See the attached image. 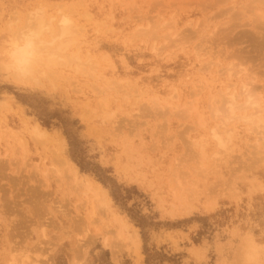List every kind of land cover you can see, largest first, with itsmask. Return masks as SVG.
I'll use <instances>...</instances> for the list:
<instances>
[{"label":"rangeland","instance_id":"rangeland-1","mask_svg":"<svg viewBox=\"0 0 264 264\" xmlns=\"http://www.w3.org/2000/svg\"><path fill=\"white\" fill-rule=\"evenodd\" d=\"M30 11L78 32L23 83ZM0 48V264H264V0H0Z\"/></svg>","mask_w":264,"mask_h":264},{"label":"bare ground","instance_id":"bare-ground-1","mask_svg":"<svg viewBox=\"0 0 264 264\" xmlns=\"http://www.w3.org/2000/svg\"><path fill=\"white\" fill-rule=\"evenodd\" d=\"M71 5V4H70ZM72 6V5H71ZM43 7V6H42ZM72 8V7H71ZM70 8V9H71ZM41 9V8H40ZM34 10H38L39 11V8L38 9H34ZM42 10V9H41ZM62 10V9H61ZM61 10H59V11H61ZM38 11H36V12H38ZM64 10H62L61 12H63ZM32 12H33V10H32ZM35 12V11H34ZM41 12V13H40ZM38 14H42L43 12L42 11H40ZM30 13H31V11H30ZM29 13V14H30ZM16 14H18V13H16ZM34 14V13H33ZM32 13H31V15H29V17H28V15H26L27 16V18H25V19H27L28 20V18H30L32 15H33ZM37 13H35V15H33L34 17V19L32 18V20H33V25L31 26V27H29L30 28V34H28V37H29V39H28V41H27V43L28 44H30V51H31V53H32V57H33V69H34V73L38 70L39 72H40V69H38L37 68V66L40 64V63H42L43 61H42V59L44 58V56H48L47 58H49V61H48V63H49V65H53V63L52 64H50V62L52 61V59H53V57H55V56H57L58 55V52H60V51H62V50H64V49H67V47L68 48H70V46L75 42V39H74V35H75V33L76 32H78V31H74V29H76L75 28V25L70 21L71 19L70 18H68V17H61V21H60V23H58L57 25L59 26V28L57 29L56 27H54V25L51 23V21L48 19H46L47 17L46 16H44V15H46V14H43V15H36ZM48 14V13H47ZM86 14V13H85ZM19 16V15H18ZM55 16V15H54ZM61 16H63L62 15V13H61ZM67 16H69V15H67ZM85 16H87V14L85 15ZM17 17V16H16ZM91 17V16H90ZM30 18V19H31ZM49 18V17H48ZM50 18H52L53 19V15H51L50 16ZM54 19H55V17H54ZM16 20H17V18H16ZM20 20V19H19ZM14 21V20H13ZM29 21H31V20H28V22L27 23H29V25H31V22H29ZM26 22V21H25ZM11 23V22H10ZM14 23H15V21H14ZM13 23V24H14ZM21 23V22H20ZM175 23V22H174ZM13 24H12V26H13ZM19 25V24H18ZM56 25V24H55ZM171 25H172V23H171ZM22 26V25H21ZM20 26V27H21ZM24 26H25V24H24ZM169 26V25H168ZM14 27V26H13ZM20 27L17 29V31L15 32V33H17V35L18 34H20L21 32V30L18 32V30L20 29ZM140 26H138V28H139ZM12 28V27H11ZM26 28V26L24 27V29ZM79 28V27H78ZM14 29V28H13ZM26 30V29H25ZM9 31H11V30H9ZM27 31V30H26ZM139 31V30H138ZM143 32H144V30H142ZM23 33H25V31L23 30ZM23 33H21V34H23ZM9 34V33H8ZM16 35V34H15ZM14 38V37H13ZM19 40H21V39H19ZM132 40V39H131ZM25 43V41H22V42H16L15 41V43H14V46H13V48H12V50H11V52H10V55H11V53H12V51L14 50V49H16V48H19V47H21L22 46V44H24ZM76 43V42H75ZM4 48V47H3ZM1 49V48H0ZM71 49H72V47H71ZM2 51V50H1ZM65 51V50H64ZM45 53H46V55H45ZM65 53V52H64ZM76 53H78V51L76 52ZM81 53V52H80ZM4 54H5V52H4ZM65 55V54H64ZM77 55V54H76ZM89 55V54H88ZM73 56V55H72ZM77 56H79V55H77ZM80 57V56H79ZM90 57V56H89ZM10 58V57H9ZM8 58V59H9ZM47 58H45L44 59V61L47 59ZM59 57H57V59H58ZM69 58V57H68ZM76 58V57H75ZM91 58V57H90ZM70 59V58H69ZM79 59V58H78ZM60 60V59H59ZM67 61H69L68 59H66ZM73 60H75L74 58H73ZM73 60H71V61H73ZM80 60V59H79ZM91 60V59H90ZM93 60V59H92ZM96 60V58H94V61ZM55 61V60H54ZM67 61L65 62V63H67ZM59 62V61H58ZM57 62V64H60V62L58 63ZM81 62H82V60H81ZM80 62V63H81ZM91 61H89V63H90ZM96 62V61H95ZM94 62V64H96V66L97 65H99V63L97 64V63H95ZM99 62V61H98ZM44 63V62H43ZM75 63V62H74ZM79 62H78V60H77V64H80ZM82 63H84V62H82ZM88 63V64H89ZM6 64V63H5ZM7 64H8V62H7ZM94 64H92V66L94 65ZM75 65V64H74ZM84 65H85V63H84ZM90 65V64H89ZM88 65V66H89ZM0 66H4V65H2V64H0ZM7 66V65H6ZM48 66V65H47ZM76 66V65H75ZM82 66H83V64H82ZM95 66V65H94ZM95 66V67H96ZM81 67V66H80ZM79 67V68H80ZM84 67V66H83ZM206 67V66H205ZM86 68V67H85ZM88 68H90V67H88ZM5 69V68H4ZM77 69V67H75V69L74 70H76ZM83 69V68H82ZM91 69H94V68H91ZM48 70V69H47ZM99 70H101L100 69V66H99ZM231 70V69H230ZM38 72V73H39ZM42 72V74H45V73H43V70L41 71ZM51 72H52V70H51ZM50 72V74H51V76H52V74L53 73H51ZM92 72V71H91ZM90 72V73H91ZM93 72H94V70H93ZM48 73H49V70H48ZM55 73V72H54ZM210 73V72H209ZM232 73V72H231ZM82 74V73H81ZM86 74V73H85ZM94 74H95V76H96V73L94 72ZM54 75H56V73L54 74ZM59 75V74H58ZM98 75H99V73H98ZM50 76V75H49ZM46 77V76H45ZM47 78V77H46ZM62 78V77H61ZM31 79V78H30ZM38 79V78H37ZM104 79V78H103ZM18 80V79H17ZM40 80V79H39ZM99 80V79H98ZM251 80H253V79H251ZM251 80H249V81H251ZM22 80H20V82H21ZM24 81V80H23ZM22 81V82H23ZM27 81V80H26ZM249 81H247V84H249V85H247V84H245V83H242V87H241V89L243 90H241L242 91V93L240 92V94H243V95H245L246 94V92H247V90L248 89H252V88H250L249 86L250 85H253V84H250L249 83ZM254 81H255V78H254ZM253 81V82H254ZM40 82V81H39ZM110 82V81H109ZM113 82V81H112ZM119 82H120V80H119ZM24 83V82H23ZM55 83V82H54ZM114 83V82H113ZM110 84H111V82H110ZM115 84V83H114ZM113 84V85H114ZM244 84V85H243ZM116 86H117V84H116ZM195 87V86H194ZM203 87V86H202ZM109 88V87H108ZM109 89H111V87L109 88ZM201 89V88H200ZM226 89H229V86H228V88H226ZM235 90V89H234ZM200 91V90H199ZM254 91V90H253ZM252 90H251V92L252 93H254ZM227 92H228V90H227ZM198 93V92H197ZM225 93V92H224ZM233 92H231L230 94H232ZM235 93V94H234ZM232 95H231V98H230V100L229 99H225V98H227V96L225 97V95L223 94V98H219V95H217V97L220 99V101H219V103H218V98L216 97V99H217V101L216 100H214L213 102H217V105H219V106H223V105H220V102H221V104H226V103H231L232 104V108H233V111H232V118L231 119H234L235 117L236 118H238V117H240V116H235L234 115V113H237V112H235V110H237L238 109V107L240 106V105H243L242 103L239 105V106H237V109H236V105H238L239 103H237L236 101H238V100H235L236 98H237V94H236V92H234ZM193 94V93H192ZM230 94H228V97H229V95ZM256 96L258 95V96H261V95H263V94H257V93H254ZM198 95V94H197ZM209 95H211V94H209ZM191 96H193V95H191ZM221 96H222V92H221ZM220 96V97H221ZM175 97V96H174ZM195 97V96H194ZM212 97H213V94H212ZM225 97V98H224ZM239 97V96H238ZM264 97V96H263ZM173 98V97H172ZM192 98V97H191ZM210 98H211V96H210ZM261 99H262V97H260ZM211 99H213V98H211ZM211 99H209L210 101H211ZM259 99V98H258ZM261 99H259V105H258V107H255V108H251L253 111L249 114H243L244 116L246 115L247 117H250L251 119L249 120V122H247V123H252V124H254V126H257V127H261V123L263 122V118H262V116H261V112H263V107H262V105H261ZM264 99V98H263ZM197 100V99H196ZM223 101V103H222V101ZM227 102H226V101ZM225 101V102H224ZM189 102V101H188ZM191 102V101H190ZM191 104H192V102H191ZM214 104V103H213ZM216 104V103H215ZM157 105V104H156ZM168 105H170V103L168 104ZM186 105V104H185ZM188 105V104H187ZM211 106H213L212 105V103H211ZM179 107V106H178ZM189 107V106H188ZM193 107V106H192ZM192 107H190V109H192ZM242 107L243 106H241V108L239 107V109L240 110H242ZM187 108V107H186ZM195 108H197V107H195ZM212 108H214V109H216L215 111H217V112H219L220 111V107H217V106H214V107H212ZM223 108H225V107H223ZM222 108V109H223ZM213 109V110H214ZM243 109H244V111H247V110H249V108H247V107H243ZM246 109V110H245ZM188 110V109H187ZM225 110V109H224ZM224 110H221L220 112H222V111H224ZM189 111V110H188ZM190 112H191V110H190ZM174 113H175V111H174ZM197 113V112H196ZM234 115V116H233ZM243 115H242V117H241V119H244V117H243ZM199 120H201V119H199ZM202 121H203V119H202ZM254 128V127H253ZM33 129H35V131L34 132H36V133H33V136H34V134H36V135H38L37 137L39 138V136H41L42 135V133L45 131L44 129H42L39 125H35V127H33ZM32 129V130H33ZM55 130V129H54ZM253 130H255V129H253ZM10 131V130H9ZM226 131V130H225ZM11 132V131H10ZM32 132V131H31ZM216 132V131H215ZM256 132V131H255ZM44 134H45V132H44ZM228 134V133H227ZM259 134V133H258ZM232 135V134H231ZM49 136V135H48ZM42 137V136H41ZM58 138H59V136H57ZM228 137V136H227ZM34 138V137H33ZM63 138V137H62ZM35 139V138H34ZM46 139V138H45ZM229 139H230V135H229ZM61 140V139H60ZM35 141H36V139H35ZM54 141V140H53ZM58 141V140H57ZM230 141V140H229ZM38 142L40 143V138H39V140H38ZM41 142H43V141H41ZM57 145H59V144H57ZM229 147H227V149H228ZM256 148V147H255ZM54 156H55V154H54ZM62 161V160H61ZM65 161V160H64ZM68 163V162H67ZM69 164V163H68ZM74 165V164H73ZM1 166V165H0ZM66 166V165H65ZM75 168V167H74ZM1 169H2V166H1ZM77 169H79V168H77ZM74 172V171H73ZM60 174V173H59ZM76 174V173H75ZM65 175V174H64ZM66 175H68V172H67V174ZM65 175V176H66ZM77 175V174H76ZM47 176V175H46ZM68 177H70V175L68 176ZM79 177V176H78ZM82 178V177H81ZM88 178V177H87ZM77 179V178H76ZM86 180V179H85ZM49 182H50V179H49ZM79 182V181H78ZM80 182H82V180H80ZM87 184H93V183H95L94 181H92V179L91 180H89V181H87L86 182ZM97 183V182H96ZM83 184V186H84V182L82 183ZM80 186H82V185H80ZM96 186V185H95ZM103 186V185H102ZM76 187H78V186H76ZM85 187H86V184H85ZM90 187V186H89ZM84 188V187H83ZM85 189V188H84ZM96 189H97V187H96ZM99 189H100V187H99ZM33 191V190H32ZM34 191H36V190H34ZM87 191H88V188H87ZM86 191V192H87ZM102 191V190H101ZM86 192H85V194H86ZM95 191H93L92 193H94ZM88 193V192H87ZM105 193V192H104ZM99 194H100V192H99ZM104 194H102V196H103ZM42 196H44V194H42ZM96 197V196H95ZM95 197H94V200H95ZM106 197V196H105ZM45 198H46V196H45ZM102 198V197H101ZM99 199V198H98ZM110 199V198H109ZM37 200V199H36ZM104 200V199H103ZM102 200V201H103ZM38 201H39V199H38ZM102 201H100V203L102 202ZM97 202V201H96ZM4 203H6V202H4ZM100 203H98V204H100ZM103 203V202H102ZM102 203L100 204L101 206H103L102 205ZM104 203H106V200L104 201ZM112 203V202H111ZM105 205V204H104ZM93 206V205H92ZM112 206V205H111ZM8 208H9V206H7ZM16 208V207H15ZM94 208V207H93ZM99 208H100V206H99ZM106 208H107V206H106ZM10 209V208H9ZM17 209V208H16ZM102 209V208H101ZM100 209V210H101ZM103 210H105V209H103ZM0 211H2V209L0 210ZM17 211V210H16ZM105 212V211H104ZM117 217V216H116ZM117 219V218H116ZM21 220V219H20ZM15 221V220H14ZM20 222V221H19ZM22 222V221H21ZM18 224V223H17ZM21 224H23V223H21ZM17 226V225H16ZM14 228V227H13ZM16 228H18V226L16 227ZM9 230H10V228H9ZM17 230V229H16ZM13 232V231H12ZM15 233H13V235H14ZM8 236H9V234H8ZM15 236H16V234H15ZM17 236H19V235H17ZM137 244V243H136ZM250 245V244H249ZM249 247V246H248ZM250 247H251V245H250ZM252 248V247H251ZM251 251H252V249H251ZM29 252V251H28ZM79 255V254H78ZM81 256H82V254H81ZM75 257H76V255H75ZM79 258H80V255L78 256ZM26 258L27 259H29V257H28V255H26ZM79 260V259H78ZM32 262V261H31ZM30 262V263H31ZM79 263H80V261H79ZM75 264H77V262L75 263Z\"/></svg>","mask_w":264,"mask_h":264},{"label":"clouds","instance_id":"clouds-1","mask_svg":"<svg viewBox=\"0 0 264 264\" xmlns=\"http://www.w3.org/2000/svg\"><path fill=\"white\" fill-rule=\"evenodd\" d=\"M18 38L25 41V43L22 44L21 47L12 51L6 71L18 80H27L30 79L34 74L33 57L31 51L29 50L30 44L27 43L29 39L28 33L25 32ZM241 103L247 108H255L259 105V99L254 93L251 92L250 89H248L246 94L241 98ZM225 109L226 111L222 112L221 115L223 117V123L226 125L230 122L232 116V104H226ZM244 119L245 122H249L251 118L245 116ZM213 139L215 140L219 149H227L229 140L225 135L214 134ZM249 255L254 261L257 253L255 250H253Z\"/></svg>","mask_w":264,"mask_h":264}]
</instances>
